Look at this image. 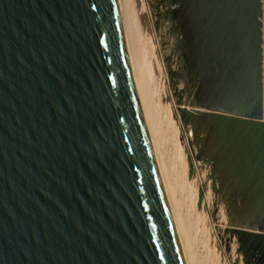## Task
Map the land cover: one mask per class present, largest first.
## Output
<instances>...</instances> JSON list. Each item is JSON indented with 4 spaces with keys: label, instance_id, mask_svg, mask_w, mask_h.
<instances>
[{
    "label": "water",
    "instance_id": "water-1",
    "mask_svg": "<svg viewBox=\"0 0 264 264\" xmlns=\"http://www.w3.org/2000/svg\"><path fill=\"white\" fill-rule=\"evenodd\" d=\"M159 3L225 233L264 264V0ZM0 264H185L117 0H0Z\"/></svg>",
    "mask_w": 264,
    "mask_h": 264
},
{
    "label": "bare ground",
    "instance_id": "bare-ground-1",
    "mask_svg": "<svg viewBox=\"0 0 264 264\" xmlns=\"http://www.w3.org/2000/svg\"><path fill=\"white\" fill-rule=\"evenodd\" d=\"M117 3L135 96L184 262L233 264L223 247L217 249L208 171L196 160L191 146L193 132L183 122L173 99L150 0ZM220 210L226 224L228 217L223 207ZM236 245L234 237L232 252Z\"/></svg>",
    "mask_w": 264,
    "mask_h": 264
},
{
    "label": "rangeland",
    "instance_id": "rangeland-1",
    "mask_svg": "<svg viewBox=\"0 0 264 264\" xmlns=\"http://www.w3.org/2000/svg\"><path fill=\"white\" fill-rule=\"evenodd\" d=\"M159 1H161V0H150V3H151V9H152V13L154 16V20L156 22L155 27H156V30L159 34V38L162 41L163 51L165 52L164 59H165V63H166L167 68H168L169 81L171 83L172 79L175 80V77L171 76V72L174 73L175 68L173 65L174 60H173V57L171 55V49H169L170 45H173V40L168 35L169 29H170V22L168 20L167 21L160 20V18H159L160 14H162L164 11H166L163 8V6L159 3ZM176 80H177V78H176ZM170 87L172 90L173 99L175 100L176 105H177L176 107L178 109H180L182 104L178 102L179 97L177 96V93L174 91L172 83H171ZM179 87H181V86L179 85ZM191 142H192V145H191L192 149L195 151V155H196L195 157H196L197 162H201V164H203L202 168L205 169L206 171H208V182H210L209 183L210 188L212 189V193H213V197H214V207L212 210V217H213L214 225L216 226L215 229H216V232H217L218 238H219V242L217 244V249L221 251V249L223 247L226 251L227 257L229 258L228 261H232L233 264H243V262H242L243 257L238 252V244L236 245L235 252H232L233 251V241L231 242L230 235L225 233L226 229L229 227V221L227 218L226 224L224 222H222L223 220L221 219L222 215L220 213L221 212L220 209L223 207V209L225 210V207H224L223 203L218 201V199L215 196V193L213 191V182H212V179L210 177V169L201 159L197 158V155H198L197 147L195 146L193 140H191ZM207 185H208V183H206V186ZM225 215L227 217L226 210H225Z\"/></svg>",
    "mask_w": 264,
    "mask_h": 264
},
{
    "label": "trees",
    "instance_id": "trees-1",
    "mask_svg": "<svg viewBox=\"0 0 264 264\" xmlns=\"http://www.w3.org/2000/svg\"><path fill=\"white\" fill-rule=\"evenodd\" d=\"M159 18L163 21H169V13L167 11H164L162 14H160Z\"/></svg>",
    "mask_w": 264,
    "mask_h": 264
},
{
    "label": "flooded vegetation",
    "instance_id": "flooded-vegetation-1",
    "mask_svg": "<svg viewBox=\"0 0 264 264\" xmlns=\"http://www.w3.org/2000/svg\"><path fill=\"white\" fill-rule=\"evenodd\" d=\"M183 95H184L183 92H178V93H177V96H178L179 98L183 97Z\"/></svg>",
    "mask_w": 264,
    "mask_h": 264
}]
</instances>
